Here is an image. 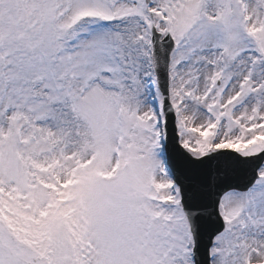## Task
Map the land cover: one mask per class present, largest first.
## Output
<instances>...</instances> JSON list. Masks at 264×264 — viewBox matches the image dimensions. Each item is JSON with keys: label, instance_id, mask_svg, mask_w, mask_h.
<instances>
[{"label": "snow or ice", "instance_id": "6c2138e0", "mask_svg": "<svg viewBox=\"0 0 264 264\" xmlns=\"http://www.w3.org/2000/svg\"><path fill=\"white\" fill-rule=\"evenodd\" d=\"M0 264H264V0H0Z\"/></svg>", "mask_w": 264, "mask_h": 264}]
</instances>
